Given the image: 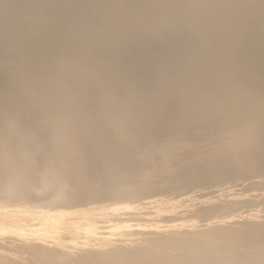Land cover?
I'll use <instances>...</instances> for the list:
<instances>
[{
	"label": "bare ground",
	"instance_id": "bare-ground-1",
	"mask_svg": "<svg viewBox=\"0 0 264 264\" xmlns=\"http://www.w3.org/2000/svg\"><path fill=\"white\" fill-rule=\"evenodd\" d=\"M0 264H264V0H0Z\"/></svg>",
	"mask_w": 264,
	"mask_h": 264
}]
</instances>
